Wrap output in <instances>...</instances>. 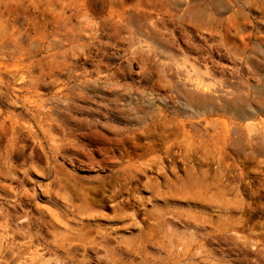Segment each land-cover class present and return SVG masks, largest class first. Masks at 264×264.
I'll return each mask as SVG.
<instances>
[{
    "label": "rangeland",
    "instance_id": "374dc122",
    "mask_svg": "<svg viewBox=\"0 0 264 264\" xmlns=\"http://www.w3.org/2000/svg\"><path fill=\"white\" fill-rule=\"evenodd\" d=\"M0 264H264V0H0Z\"/></svg>",
    "mask_w": 264,
    "mask_h": 264
}]
</instances>
